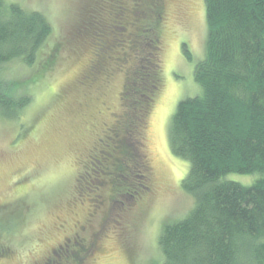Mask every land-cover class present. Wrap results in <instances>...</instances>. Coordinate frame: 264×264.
I'll use <instances>...</instances> for the list:
<instances>
[{"label": "rangeland", "instance_id": "rangeland-1", "mask_svg": "<svg viewBox=\"0 0 264 264\" xmlns=\"http://www.w3.org/2000/svg\"><path fill=\"white\" fill-rule=\"evenodd\" d=\"M6 1L49 20L40 58L56 49L40 75L19 61L3 66L32 102L17 120L0 116V264H160L163 225L182 220L194 205L181 187L189 162L170 151L168 128L178 101L201 92L193 69L205 54L204 1L162 0L160 85L136 130L128 131L132 159L116 165L104 153L112 146L108 128L120 127L125 72L112 67L97 85H81L91 79L85 71L92 53L77 33L97 20L89 41L97 45L100 33L117 52L121 33L128 38L139 25L130 13L136 0ZM118 6L124 18L117 19ZM121 22L125 28L107 35ZM145 162L149 173L141 169ZM225 177L250 185L258 174Z\"/></svg>", "mask_w": 264, "mask_h": 264}, {"label": "trees", "instance_id": "trees-1", "mask_svg": "<svg viewBox=\"0 0 264 264\" xmlns=\"http://www.w3.org/2000/svg\"><path fill=\"white\" fill-rule=\"evenodd\" d=\"M203 1L205 54L193 69L201 92L178 101L168 128L170 151L189 162L181 187L194 205L182 220L163 225L160 264H264V0ZM162 8V0H136L130 13L139 25L128 38L121 33L118 40L124 42L117 52L107 47L100 33L97 45L89 41L95 37L90 27H100L97 20H89L77 33L92 53L85 71V78L91 79L79 81L81 85H97L112 67L125 72L120 127L108 128L106 136L112 148L106 145L104 158L110 155L111 165L132 159L128 131L136 130L160 85L157 41ZM123 13L118 6L117 19L124 18ZM123 28L122 22L113 24L107 35ZM51 33L42 12L0 0L1 117L17 120L32 102L30 93L19 91L15 82L11 85L13 79L4 74L3 66L19 61L36 66L40 75L39 68L54 61L56 46L47 59L39 56ZM137 163L140 166L141 159ZM141 169L148 173L146 162ZM230 173L258 177L244 185L227 179ZM139 175L147 178L142 171Z\"/></svg>", "mask_w": 264, "mask_h": 264}, {"label": "flooded vegetation", "instance_id": "flooded-vegetation-1", "mask_svg": "<svg viewBox=\"0 0 264 264\" xmlns=\"http://www.w3.org/2000/svg\"><path fill=\"white\" fill-rule=\"evenodd\" d=\"M149 173V172H148Z\"/></svg>", "mask_w": 264, "mask_h": 264}]
</instances>
